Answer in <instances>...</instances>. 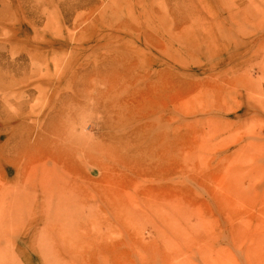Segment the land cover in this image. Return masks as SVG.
Masks as SVG:
<instances>
[{
  "label": "rangeland",
  "instance_id": "374dc122",
  "mask_svg": "<svg viewBox=\"0 0 264 264\" xmlns=\"http://www.w3.org/2000/svg\"><path fill=\"white\" fill-rule=\"evenodd\" d=\"M0 264H264V0H0Z\"/></svg>",
  "mask_w": 264,
  "mask_h": 264
},
{
  "label": "bare ground",
  "instance_id": "6f19581e",
  "mask_svg": "<svg viewBox=\"0 0 264 264\" xmlns=\"http://www.w3.org/2000/svg\"><path fill=\"white\" fill-rule=\"evenodd\" d=\"M112 157V156H111ZM115 157V156H114ZM23 199V198H22ZM18 208V207H17ZM35 213V212H34Z\"/></svg>",
  "mask_w": 264,
  "mask_h": 264
}]
</instances>
